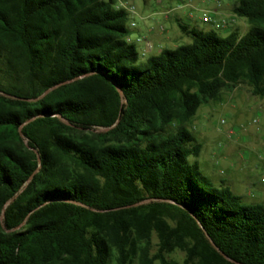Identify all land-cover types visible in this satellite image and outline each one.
I'll use <instances>...</instances> for the list:
<instances>
[{"label": "trees", "instance_id": "1", "mask_svg": "<svg viewBox=\"0 0 264 264\" xmlns=\"http://www.w3.org/2000/svg\"><path fill=\"white\" fill-rule=\"evenodd\" d=\"M233 15L138 67L117 0H0V264H264V204L189 163L203 105L264 97V0Z\"/></svg>", "mask_w": 264, "mask_h": 264}, {"label": "rangeland", "instance_id": "2", "mask_svg": "<svg viewBox=\"0 0 264 264\" xmlns=\"http://www.w3.org/2000/svg\"><path fill=\"white\" fill-rule=\"evenodd\" d=\"M236 2L237 0H162L161 4H158L156 0H151L152 6L145 9L144 1L136 0L138 15L134 19L138 23L137 29L149 25L160 34L168 31L166 34L181 37L179 44L184 45L191 43V38L183 34L178 20L192 27L210 31L211 26L202 21L204 14L229 19L233 15ZM166 3L170 6H166ZM147 5L148 1L145 2V6ZM153 10H158L159 17L168 21L158 19L147 21L141 16V13L148 15ZM236 23L238 24H235L236 30L241 34L248 31L249 25L245 20L239 19ZM161 27H164L163 32L160 31ZM227 30L216 32L224 37ZM137 35L138 32L132 30L131 43L135 44ZM135 45L140 53L136 64L138 67H145L148 58L159 53L158 49H153L146 56H142L144 45ZM222 120H225L227 125L220 128ZM232 128L236 133L230 139L228 131ZM188 129L203 146L200 157H190L189 163L198 165L216 187L222 182L226 183L234 194L242 198L244 205H263L264 97L254 96L247 85H239L232 90L224 91L221 101L211 102L200 108ZM153 241L154 244L157 243L156 239ZM170 257L181 262L184 254L176 252Z\"/></svg>", "mask_w": 264, "mask_h": 264}, {"label": "built area", "instance_id": "3", "mask_svg": "<svg viewBox=\"0 0 264 264\" xmlns=\"http://www.w3.org/2000/svg\"><path fill=\"white\" fill-rule=\"evenodd\" d=\"M117 1H118V8L124 9L129 14V18H130L129 27H130V29L136 30L138 27V23L134 19L138 15L136 3H135L136 0H117ZM161 2H162V0L157 1L158 4H161ZM216 16L217 15H214V14H204L202 21L206 25L211 26V28L213 30L218 31V30H223V29H229L238 20V18L234 15H232L229 19H219ZM160 31L163 32L164 27H161ZM130 38L127 39V41L129 43H131ZM135 44H143L144 45V49L141 51L142 56H146L147 53L149 51L153 50V48H154V45L151 42L145 40L144 37H140V36L135 39ZM226 125H227V122L225 120H222L220 122V128L226 127ZM235 133H236L235 129H233V128L230 129V131H228V138H230V139L233 138ZM262 181L264 182V180H262Z\"/></svg>", "mask_w": 264, "mask_h": 264}, {"label": "crops", "instance_id": "4", "mask_svg": "<svg viewBox=\"0 0 264 264\" xmlns=\"http://www.w3.org/2000/svg\"><path fill=\"white\" fill-rule=\"evenodd\" d=\"M148 1V5L145 6V2H144V7L145 9L147 8H150L152 6L151 4V0H147ZM146 1V2H147ZM166 6H170L166 3ZM173 8H171L172 10ZM141 13V12H140ZM143 16V18L147 21L151 20V19H154V20H160V21H165L167 22L168 20H166V18H163L161 19L160 16V13H158V10H153L150 14L148 15H143V13H141ZM178 18V17H177ZM237 23H234L228 30H227V35L236 30L237 29V25H235ZM190 26V25H189ZM192 27V26H191ZM235 27V28H234ZM136 31L138 32V35L136 36L137 37H144L145 40L151 42L153 45H154V48L153 49H158L159 50V53L157 55H159L163 50L165 49H176L177 47L180 46L179 44V40H181V37L179 36H172L170 34H166L168 31H166L165 33L163 34H160L158 33L156 30L152 29L151 26L147 25L146 27L144 28H141V29H136ZM226 35V36H227ZM169 46H172V47H169ZM153 56H156V55H153ZM226 148V147H225ZM224 148V149H225ZM224 153V152H223ZM223 183V182H222ZM226 184V183H225ZM227 186V185H226ZM228 187V186H227ZM230 188V187H229ZM233 192V191H232Z\"/></svg>", "mask_w": 264, "mask_h": 264}, {"label": "water", "instance_id": "5", "mask_svg": "<svg viewBox=\"0 0 264 264\" xmlns=\"http://www.w3.org/2000/svg\"><path fill=\"white\" fill-rule=\"evenodd\" d=\"M49 92H50V91L46 92V93L44 94V96L47 95ZM3 217H4V216H3ZM3 217H2V218H3Z\"/></svg>", "mask_w": 264, "mask_h": 264}]
</instances>
